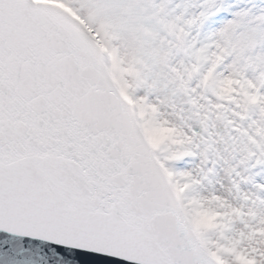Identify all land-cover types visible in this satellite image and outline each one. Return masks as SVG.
<instances>
[{"label": "snow or ice", "instance_id": "snow-or-ice-1", "mask_svg": "<svg viewBox=\"0 0 264 264\" xmlns=\"http://www.w3.org/2000/svg\"><path fill=\"white\" fill-rule=\"evenodd\" d=\"M0 264H264V0H0Z\"/></svg>", "mask_w": 264, "mask_h": 264}]
</instances>
